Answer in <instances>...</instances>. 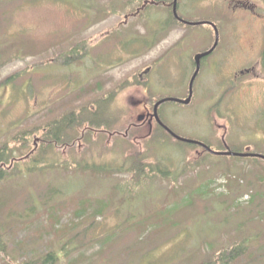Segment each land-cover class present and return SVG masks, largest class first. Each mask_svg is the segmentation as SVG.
Returning <instances> with one entry per match:
<instances>
[{"label":"rangeland","instance_id":"1","mask_svg":"<svg viewBox=\"0 0 264 264\" xmlns=\"http://www.w3.org/2000/svg\"><path fill=\"white\" fill-rule=\"evenodd\" d=\"M177 1L178 15L195 24L151 32L169 16L167 5L149 3L134 16L142 0H0V61L14 59L0 68V141L19 127L40 126L94 99H110L108 110L102 100L98 118L105 123L98 125H109L111 117L113 127H122L151 107L150 98H185L194 70L191 56L216 39L213 26L197 22L211 21L218 29V46L202 60L190 102H162L159 118L178 136L214 151L241 147L264 154V0H243L250 9L236 7L238 0ZM127 13L133 16L127 19ZM157 37L153 48L134 58L144 38ZM176 40L173 46L186 49L181 57L187 63H176L169 73L160 55ZM80 41L85 58L58 61ZM44 58L49 60L39 63ZM154 58L158 61L144 75L145 90L119 91L125 76ZM9 76L14 78L3 85ZM98 125L99 131L79 137L73 146L50 147L44 169L0 177V237L14 264H39L49 250L57 256L56 264H201L215 259L220 246L245 237L248 249L234 264H264L263 163L204 152L154 130L140 140L138 150L160 177L134 190L126 187V172L105 171L136 150L134 138ZM45 129L16 151L15 157L23 160L35 155L21 165H38L35 158L42 152L34 140ZM66 131L59 139L78 133L71 127ZM192 158L197 163L182 170ZM219 175L229 184L232 180V188L227 194L206 193V185ZM247 193L251 197L244 199ZM162 206L168 217L150 225L169 224L159 236L148 239V231L130 225L148 212L163 213Z\"/></svg>","mask_w":264,"mask_h":264},{"label":"trees","instance_id":"2","mask_svg":"<svg viewBox=\"0 0 264 264\" xmlns=\"http://www.w3.org/2000/svg\"><path fill=\"white\" fill-rule=\"evenodd\" d=\"M158 2V4L160 3H165V2H171L172 0H155ZM174 23H179L172 14V11L170 12L169 17L163 21L160 24V28H168L167 26H172ZM156 28L152 29L151 32L156 31ZM160 38H153L152 41H150L148 43L147 48H151L153 45L156 44V42L159 40ZM82 43H84L83 41H80L78 44H75L72 46L71 50L68 51V53L62 54L59 57V60L62 59L63 63H66L67 61L73 62L75 60L78 59V57L84 56L85 57V53H80V50L82 49ZM84 49L87 48V44L85 43V45L83 46ZM142 51H138L137 53L140 54ZM80 53V54H79ZM134 52V56H135ZM136 54V55H138ZM65 55V56H64ZM49 59L44 58L42 59L39 63H45L46 61H48ZM14 61V59L12 60ZM11 59H8L6 61H0V68L4 67L5 65H7L8 63L12 62ZM14 76H9L8 78H6L2 83H4L3 85H6L8 83V81H10L11 79H13ZM134 79V81L132 79ZM137 86V87H141V88H145L147 85L146 81H142L141 79H139L138 74L136 72L128 75V77H126L125 79L122 80L120 87H119V91L124 90V88L126 87H131V86ZM110 97H113V95L110 93ZM97 103H100L102 101V99L99 100H95ZM156 100H152L151 104H153ZM92 105L90 104H85V106H81L79 108H71V110H64L63 113L47 120L46 123L42 124L44 125V127H42V125L38 126H24V127H20L15 129L14 131H12L10 134H8L2 141H0V163L1 164H8L14 157L16 154V151H20L19 149L23 148V147H27L29 145L30 142V138L32 137V135H34V132H36L38 129L40 128H46L44 130V132H42V139L39 143V146L41 147V152H42V156L35 158V159H39L38 160V164H41L42 166H38V165H28V166H24L21 165L20 163H14V165L11 167L10 170H8L7 168H3L0 169V175L1 176H9V175H14L16 173H30L31 171H34L36 168H45L47 165L45 163V154L49 151L48 149L50 147H52L53 145H55L56 147L61 146L63 147L64 145H66L65 141H61L60 135H66V129L67 127H72L73 126V122H75L76 124H81L85 121H89L88 123H94V122H98V121H102V120H98L99 118H97L98 116V111L100 109L95 108L94 110H92V107H90ZM76 112H80L81 115L78 117V119L76 121H74V116L77 115ZM85 112H90V113H97L95 115V117L90 116L85 114ZM90 117L92 119H90ZM58 123V125H57ZM157 130L163 132V133H167L161 126H159L157 123L155 124ZM58 126V130L59 132H56L55 128ZM131 131V129H129V132ZM132 132V131H131ZM153 132V131H152ZM149 133V128L148 127H144L141 128L139 130V134L142 135L140 137L141 140L146 139L150 134ZM168 134V133H167ZM130 135L132 136L133 133H130ZM230 150L232 151H236V152H242L244 151V149H242L241 147H237V148H230ZM204 152H207L206 150H203ZM19 154H21L19 152ZM142 152L140 150H135L134 152H129L128 154H126L125 156V162L122 163L120 166L118 167H113V168H107L105 169L106 172L113 174V173H121V172H126L129 177L125 180L126 181V187L127 188H133L134 190H136L137 188L146 185L147 182L151 181V180H155L156 177H160L157 176V173H154L151 171L152 169V165L151 163L147 162L144 160ZM35 157V156H34ZM243 159H250L253 160V162H259V163H263L264 164V160L260 159V158H240V160ZM248 160V161H250ZM129 163V164H128ZM194 163H197V159L196 158H192V160H188L186 162L185 167L182 170H186L188 169L191 165H194ZM128 164V165H127ZM30 167V168H29ZM31 169V170H30ZM162 176H164V173H162ZM236 176H234L232 179L233 181H235L236 183L238 182V180H236ZM262 181L264 184V175H262ZM119 185V184H118ZM181 187H176V186H171L170 189L171 190H177L180 189ZM229 188H232V180H231V184H229ZM164 208V207H163ZM167 209L164 208L163 209V213L157 214V213H147L146 215H143V217H141L137 222H134L132 224H130L131 226L134 225L136 228V231L140 232V233H144L145 231H148V235L146 236V238L148 239H153L155 236H159V233H161L165 228H167L169 226V224H167L166 222H164L163 224H161L160 226L152 229L150 228V225L152 222H162L164 221L167 217L168 214H165L164 212ZM150 223V224H149ZM152 229V230H151ZM249 242V239L247 237L243 238L240 241H236L230 245H222L220 246L218 249H216L215 251V259L213 260H207V261H203L202 263H207V264H234V261L241 256L243 253H245L248 249V245L247 243ZM7 251V244L5 241L2 240V238L0 237V259L1 262L0 264H13L11 263L13 261V257H11L10 255H8L6 253ZM35 261V260H34ZM57 263V256L55 255V253L53 251H47L45 253H42V255L40 256V261L39 264H56ZM158 262H152L151 264H155ZM30 264V263H29ZM33 264V263H31Z\"/></svg>","mask_w":264,"mask_h":264},{"label":"water","instance_id":"3","mask_svg":"<svg viewBox=\"0 0 264 264\" xmlns=\"http://www.w3.org/2000/svg\"><path fill=\"white\" fill-rule=\"evenodd\" d=\"M146 3V2H145ZM153 3V2H151ZM173 12L174 14L176 15V0H173ZM213 48H211L210 50H208L207 52H204V53H201V54H197L196 57H195V60H196V70L194 72V76L197 74L198 70H199V67H200V58L209 53ZM193 76V77H194ZM169 99H173L175 101H178V102H182V103H188L190 101V96L187 97L185 100H181V99H176V98H169ZM164 100H160L158 101L155 105H154V111H153V116L159 121V118H158V114H157V106L163 102ZM139 119H141V117H139ZM165 127V126H164ZM166 130H168L174 137L178 138V139H181L183 141H188V142H196V141H192V140H188V139H185V138H181L179 136H177L176 134H174L173 132H171L170 129H168L167 127H165ZM198 143V142H196ZM207 150L211 151V149L209 147H207L206 145L202 144ZM222 154H226V155H230V154H234V155H241V156H258V157H261L264 159V155H261V154H255V153H236V152H230V151H227V152H223Z\"/></svg>","mask_w":264,"mask_h":264},{"label":"flooded vegetation","instance_id":"4","mask_svg":"<svg viewBox=\"0 0 264 264\" xmlns=\"http://www.w3.org/2000/svg\"><path fill=\"white\" fill-rule=\"evenodd\" d=\"M176 50H177V47H173V46H169L167 48L166 59L168 60L169 63H171L172 60H175V59H178L179 58L178 56H176L177 55L176 54Z\"/></svg>","mask_w":264,"mask_h":264}]
</instances>
